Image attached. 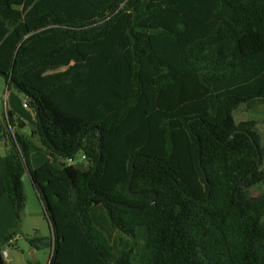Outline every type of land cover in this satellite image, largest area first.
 I'll use <instances>...</instances> for the list:
<instances>
[{"label":"trees","instance_id":"1","mask_svg":"<svg viewBox=\"0 0 264 264\" xmlns=\"http://www.w3.org/2000/svg\"><path fill=\"white\" fill-rule=\"evenodd\" d=\"M0 76L39 144L7 112L0 199L19 223L29 176L50 233L27 242L47 264H138V228L141 264H264V193L244 192L264 147L234 119L264 104V0H0ZM79 153L86 168L66 162Z\"/></svg>","mask_w":264,"mask_h":264},{"label":"rangeland","instance_id":"2","mask_svg":"<svg viewBox=\"0 0 264 264\" xmlns=\"http://www.w3.org/2000/svg\"><path fill=\"white\" fill-rule=\"evenodd\" d=\"M11 91L15 95V99L13 103L15 104V107L21 106L23 103L24 96L22 93L18 92L14 86H10ZM7 85L3 79V77L0 76V100L2 104L4 103V94L6 92ZM246 109L244 106L240 107L239 110L234 112V118L240 117L241 110ZM248 110V109H247ZM3 105L0 107V122H4L3 116ZM254 115H257L261 117L264 120V104L259 105L258 111H255L253 113ZM252 114V115H253ZM4 139H0V154L5 155L8 150V144ZM43 157H39L34 159V163H31L32 167H38V165L41 164L40 161H43ZM45 161V159H44ZM31 162V161H30ZM83 159L82 154H77L76 158L72 162L74 166H78L80 168L83 167ZM22 184L25 194V206L24 210L21 215L20 222L17 223L14 219V216L11 212L9 214L4 213L1 216L0 219V239L5 240L8 233L11 231H16L17 233V241L15 246L7 247V244H4L2 248L7 249L9 253V264H22V263H28V262H34L38 261L41 264H45L47 260V250H40L37 253L30 252L31 247L29 246L27 242V238L34 236L36 233L39 237H46L49 235L50 230L48 223L43 215L42 205L37 197V194L35 190L32 187L31 181L28 178L27 175H24L22 177ZM259 188H264V185L260 186ZM246 194V191H244ZM254 192V191H253ZM92 218L95 223V225L104 232L108 240L110 241V244L113 247H116V242L118 238V233L114 231L108 224V221L104 215V212L101 208H95L92 211ZM10 225V228H6L5 226ZM7 229V230H6ZM136 236H137V246L134 251V254L132 255V260L134 263L141 264L143 262L144 252H145V242H146V233L143 228H138L136 230ZM7 263V261H5ZM4 262V264H5Z\"/></svg>","mask_w":264,"mask_h":264},{"label":"crops","instance_id":"3","mask_svg":"<svg viewBox=\"0 0 264 264\" xmlns=\"http://www.w3.org/2000/svg\"><path fill=\"white\" fill-rule=\"evenodd\" d=\"M14 99H15V95L11 91L10 86H7L6 92L4 94V103L2 104L3 105V112H2L3 119H6L7 118V112H10L11 115H12V120H13L14 125H15V127L12 130H14L18 134L28 138L33 145L38 147L39 144H38L37 138L32 134V132L34 130V125H35L34 112L29 106L27 108H24L22 106L24 102L27 104L25 98L23 99V101H22L23 103L21 104V106H19L17 108L15 107V104L13 103ZM259 105H263V104L262 103H257L251 109H248V110L247 109H244V110L242 109L241 110L242 112L239 115L240 117H238V119H237V117L234 118V119H235V121L237 123L238 122L247 121V120L255 121L256 122L255 131H256V133H257V135L259 137L260 145L262 147H264V120L261 117L253 114L255 111H258ZM239 109H240V107L237 110H239ZM18 125H20V127H18ZM82 157H83V155H82ZM36 158H39V157H32L31 163L35 164L34 163V161H35L34 159H36ZM40 162H41L40 165H42L45 161L43 159V161H40ZM83 164H84L83 167L86 168V164H87L86 160L83 162ZM40 165H38V167ZM33 168H37V167H33ZM263 168H264V161H263ZM28 178H29V176H28ZM262 185H264V182H261V183L255 185V186H253V187H251L249 189H246L245 190L246 191L245 196L247 198H250V197H256L257 195H259L261 193H264V188L263 189L259 188ZM96 208H101V207L99 206V207H96ZM9 212H11L13 214V216H14V212L12 210V207H11L9 199L7 197H2L0 199V219H1V216L4 213H6V214L8 213L9 214ZM5 227L8 229V228H10V225H7ZM9 234L10 233H8V235L5 238V240H3V239L1 240L0 239V247H2L4 244L8 243V239L11 238ZM13 237L15 238V240H14L12 246H15L18 236L16 234ZM7 247H10V246L7 244ZM3 251H6V253H7L6 261L8 262L9 253H8L7 249H5V248H3ZM30 252L33 253V255H35L34 253H37L38 250L32 249V250H30ZM49 257H50V251L47 250V260H46L45 264H47V262L49 260ZM34 262H38V261H34ZM8 264H9V262H8ZM22 264H26V263H22Z\"/></svg>","mask_w":264,"mask_h":264},{"label":"built area","instance_id":"4","mask_svg":"<svg viewBox=\"0 0 264 264\" xmlns=\"http://www.w3.org/2000/svg\"><path fill=\"white\" fill-rule=\"evenodd\" d=\"M1 105H2V102L0 101V107H1ZM22 106H23L24 108H27V107H28V105H27L25 102L23 103ZM82 159H83V161H85L84 156L82 157ZM66 162H67V163H72L73 161H71V160H67ZM14 240H15V238L12 236L11 238L8 239V243H7V244H8L9 246H12ZM2 258H3V261L5 262V261H6V258H7V253H6V251H2ZM5 264H8V262H7V263L5 262Z\"/></svg>","mask_w":264,"mask_h":264},{"label":"water","instance_id":"5","mask_svg":"<svg viewBox=\"0 0 264 264\" xmlns=\"http://www.w3.org/2000/svg\"><path fill=\"white\" fill-rule=\"evenodd\" d=\"M258 165H259V162H258ZM155 200V197L153 198V201Z\"/></svg>","mask_w":264,"mask_h":264}]
</instances>
